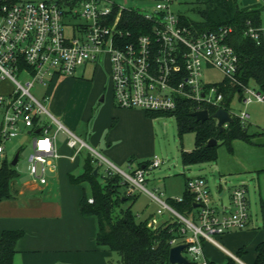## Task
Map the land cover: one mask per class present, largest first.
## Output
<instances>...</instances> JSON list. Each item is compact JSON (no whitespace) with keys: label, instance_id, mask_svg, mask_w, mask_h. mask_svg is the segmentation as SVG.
Instances as JSON below:
<instances>
[{"label":"built area","instance_id":"1","mask_svg":"<svg viewBox=\"0 0 264 264\" xmlns=\"http://www.w3.org/2000/svg\"><path fill=\"white\" fill-rule=\"evenodd\" d=\"M172 2L151 0L147 10L111 0H0V159L5 158L9 140L20 134L31 135L27 172L31 179L46 184L49 174L57 170L60 155L56 133L61 130L67 135L70 148L79 143L70 157L73 160L85 144L45 109L31 88L55 76L73 75L79 67L105 58L113 100L118 107L168 112L185 100L195 104L196 110L207 109L209 114V108L213 112L223 108L220 81L204 80V70L215 69L222 79L238 83V56L228 42L231 27L198 31L182 24ZM131 11L148 23L139 28V34L127 28L122 16ZM243 34L264 46V24L254 26L248 21ZM241 88L240 101L244 106L264 103V92L257 86L241 84ZM227 111L243 125L250 119L245 109L238 114ZM44 113L57 124L53 133L50 124L42 119ZM161 162L154 155L131 173L108 162L106 172L120 175L127 185L126 195H134L137 190L147 193L157 204L155 217L167 211L176 218L180 238L171 239L170 244H185L182 254L189 264H210L204 255L203 241L223 249L214 235L248 227L247 189L244 185L235 186L230 192V205L219 207L211 201L205 178H187L186 189L195 204L194 215L187 218L161 198L163 192L157 195L145 187L146 170ZM128 167L131 168L130 164ZM88 202H93L92 197H88ZM157 224L155 218L149 221L152 227ZM227 253L235 264H245L238 256Z\"/></svg>","mask_w":264,"mask_h":264},{"label":"rangeland","instance_id":"2","mask_svg":"<svg viewBox=\"0 0 264 264\" xmlns=\"http://www.w3.org/2000/svg\"><path fill=\"white\" fill-rule=\"evenodd\" d=\"M111 1L130 8H147L148 6L151 8V0ZM191 1L173 0L172 9L175 13L185 14L191 20L196 21L199 17L194 10H191ZM261 18L264 22V10H262ZM66 33H70L69 28H66ZM222 78V74L215 69L204 70V80L206 81L219 82ZM110 84L109 63L107 58H105L102 61L98 60L88 63L85 67H79L73 75L55 76L51 80L46 79L42 84L35 83L31 88L33 95L39 99L51 115L64 126L74 131L76 135H80L81 138L85 139L84 142L87 146L85 145L81 148L76 161L66 160L69 163L66 171L77 175L83 169L84 158L90 156L98 166V179L103 181L104 175L109 177L118 175L120 177L115 171L106 172L107 166L110 165L108 162L124 172L131 173L132 169L135 168L128 167V160L131 159L134 166L136 163L151 160L154 155H157L162 160L161 164L158 167L147 169L145 172V187L147 190L157 195H159V192H163L161 198L166 200L167 195L174 194L175 196L183 193L187 178L199 176L206 179L211 201L219 207L221 204L229 206L231 190L235 186L244 185L248 189V227L241 230H231L221 235H214V239L219 245L233 254L238 252L234 245L240 244L244 246L245 252L241 255V260L245 264H253L255 245L263 238L264 171L261 169H264V103L251 102L244 106L240 100L232 99L230 109L234 114H238L242 109H245L250 114V119L246 123L250 142L234 140L232 142V153L224 145H219L216 161L184 165L180 152L182 149L188 150L194 146V133L185 132L180 136L174 114L166 115L160 113L154 118H149L144 115L145 111L142 110V117L137 111L129 112L122 120L119 128L115 130L111 141H107L105 138L110 130L108 126L104 130L99 145L93 144L87 138H84V132L90 130L96 115L101 111V107L105 105L110 96ZM250 85L253 86L252 84ZM86 92H90V97L86 102V106H84V101L81 103L82 105L80 102ZM101 95L105 96V101H99ZM44 96L46 99H43ZM74 104H80L81 106L78 108L79 114H77L78 111L76 110L72 116L77 117L83 114L77 128H73L63 114L68 110V114H71L70 110ZM59 106L65 111L59 113L57 111ZM42 119L50 124L52 133L56 131L57 124L52 122L47 114L44 113ZM31 139V135L20 134L6 143V156L9 163L13 155L19 151L18 161L13 166L18 173V177L14 180L15 182H23L30 179L27 166L28 155L31 152ZM66 141L67 135L61 130L58 131L56 134L58 150L60 153H66L69 156L73 154L79 143L72 149L66 144ZM109 143L111 149L110 152H107L106 149H108ZM117 156L123 160L117 162ZM1 163L2 160L0 159V165ZM51 182L53 183L52 194L55 195L62 192L59 179L58 181L55 179L53 181L52 179ZM66 184L69 185L67 180ZM120 190L123 191L124 188H120ZM220 190L224 192L221 197L219 196ZM134 195L136 199L132 205V210L138 215V218L143 219L148 214L155 213L157 204L147 193L137 190ZM129 203L130 201L123 205L126 206ZM117 211L118 208H114V214ZM165 217H171V219L176 220L167 211L156 217L153 215L157 222L159 218ZM186 217L190 218V215ZM193 221L198 224L195 218H193ZM224 235L227 237L225 238ZM204 243V252L207 258L213 260L216 264H225L227 262L228 257L224 250L207 240ZM113 254L116 255L115 252Z\"/></svg>","mask_w":264,"mask_h":264},{"label":"trees","instance_id":"3","mask_svg":"<svg viewBox=\"0 0 264 264\" xmlns=\"http://www.w3.org/2000/svg\"><path fill=\"white\" fill-rule=\"evenodd\" d=\"M16 1V0H10ZM192 8L198 15V20H191L185 14L178 13L182 24L192 26L198 31L215 30L220 26L231 27L228 42L238 56L236 79L238 83L229 79H222L218 84L224 92L222 107L229 110V102L237 94L241 98L242 85L252 84L264 92V46L256 44L252 39L243 34L247 22L254 26L261 24V13L264 9L260 4L243 6L238 0H192ZM126 26L139 34V28L148 26L145 20L135 12L123 13ZM240 83V84H239ZM197 106L192 102L182 100L174 111L154 112L146 111L145 115L154 118L158 114H174L179 135L185 132L194 133V146L190 151L182 149L180 157L184 165H192L204 162H212L217 159L219 145H224L232 152L234 140L250 142L246 125L233 116L232 122L228 123L223 131H219L215 119L209 117L205 121H197L191 115ZM212 113L213 108H209ZM246 128V130H245ZM214 138L217 143L207 146L209 139ZM131 161V160H130ZM149 160L138 163L139 166ZM95 160L90 156L84 158L83 171L77 176H71L73 183L88 182L91 195L83 197L79 203L82 215H94L97 219L96 244L107 246L117 255L116 264H169L168 252L171 247L170 240L180 238V223L171 219L158 223L155 227L149 225V221L155 213L143 219L133 212L132 205L135 195H126V183L121 177L104 175L103 181L98 179L93 170L97 168ZM18 177L15 168L7 161L2 160L0 165V201L12 197V184ZM120 188H124L123 191ZM92 197L93 202H88ZM130 203L126 206V202ZM166 202L180 214L194 215L195 206L193 195L186 189L182 193L181 200L167 198ZM118 208L114 214V208ZM263 240L254 248L255 256L253 264H264V223L262 226ZM21 230H5L0 236V264H13L15 244L22 237ZM239 250L237 254H240ZM213 264L212 262H209ZM225 264H235L232 258H228Z\"/></svg>","mask_w":264,"mask_h":264},{"label":"crops","instance_id":"4","mask_svg":"<svg viewBox=\"0 0 264 264\" xmlns=\"http://www.w3.org/2000/svg\"><path fill=\"white\" fill-rule=\"evenodd\" d=\"M238 2L243 6L260 4L264 7L262 0H238ZM262 24H264V22L261 18L260 25ZM89 97L90 92H86L80 104L84 101V106H86ZM234 98L240 100L237 94L232 99ZM105 100V96L101 95L99 101L102 102ZM231 102L232 100L229 102V109ZM80 104L73 105L70 110L71 114H68L69 110L63 113L66 120L73 128L78 127L79 121L83 116V114L77 117L72 116L74 111L76 112V110H79L78 108L82 105ZM125 109L126 108L118 107L114 103L110 84V96L105 102V105L101 107V111L96 115L90 130L84 132V138H87L93 144L99 145L104 130L108 126L110 130L105 138L107 141H111L115 130L119 128L122 124V120H124L129 112L137 111L142 117L140 109ZM57 111L60 113L65 110L59 106ZM77 114H79V111ZM70 131L75 134L74 131ZM76 136L87 146L84 142L85 139L81 138L80 135ZM56 148L60 155L57 160V170L49 174L46 184H40L31 178L23 182L14 181L12 184V197L0 201V236L5 230L23 231L22 237H20L15 244L13 264H116V255L113 254L107 246H98L96 244V233L98 229L96 217L94 215L84 216L79 210V203L83 195H91L90 185L86 181L73 183L70 177L79 175L82 173L83 169L77 175L70 174L66 171L69 165L66 160L70 159L71 155L67 156L66 153H60L57 143ZM110 149L109 143L106 151L110 152ZM6 151L5 149V158L7 159ZM76 158L77 156L73 160L70 159V161L75 162ZM116 159L117 162L123 160L122 158H118V156ZM130 160H128L127 164H130L131 168H136L139 165L136 163L133 166L134 163ZM96 169L98 171V167ZM261 170L264 171V169ZM52 179L53 181L54 179L56 181L59 179L62 192L55 195L52 194ZM66 180L69 185L66 184ZM223 193L224 192L220 190L219 196L221 197ZM181 196L182 194L175 196L171 194L167 195V198L175 199L181 198ZM166 219L168 218H159L158 223ZM226 237L227 236H225V238ZM204 242L205 241H203L202 244L203 250L205 247ZM234 246L237 248V251L242 250L240 254H234L241 259V255L245 252V247L240 244ZM223 249L227 257L231 258L227 253L231 252L224 247ZM205 257L209 262L216 264L213 260L207 258L206 255Z\"/></svg>","mask_w":264,"mask_h":264},{"label":"water","instance_id":"5","mask_svg":"<svg viewBox=\"0 0 264 264\" xmlns=\"http://www.w3.org/2000/svg\"><path fill=\"white\" fill-rule=\"evenodd\" d=\"M264 3V0H262ZM191 115L195 118L197 121H205L209 117L216 120V125L219 129V131H223L225 129V124L232 122L233 118L231 114L223 108H218L215 112L209 114L207 109H197L194 110ZM246 130V128H245ZM38 132V130H36ZM217 143V140L214 138H211L207 142V146H213ZM19 151H17L13 158L11 159L10 164L14 166L18 161ZM93 174H97V169L95 168L93 170ZM195 206V204H194ZM185 247L184 243H180L174 246H171L168 252V263L169 264H189V259L182 254V250Z\"/></svg>","mask_w":264,"mask_h":264}]
</instances>
